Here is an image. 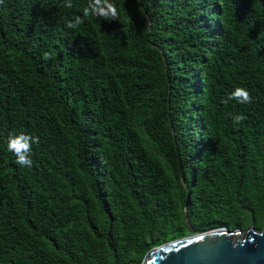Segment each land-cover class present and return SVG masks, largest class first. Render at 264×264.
Segmentation results:
<instances>
[{
	"label": "trees",
	"instance_id": "1",
	"mask_svg": "<svg viewBox=\"0 0 264 264\" xmlns=\"http://www.w3.org/2000/svg\"><path fill=\"white\" fill-rule=\"evenodd\" d=\"M63 2L0 3V264H140L187 217L264 229V0H111L77 29L89 0Z\"/></svg>",
	"mask_w": 264,
	"mask_h": 264
},
{
	"label": "water",
	"instance_id": "2",
	"mask_svg": "<svg viewBox=\"0 0 264 264\" xmlns=\"http://www.w3.org/2000/svg\"><path fill=\"white\" fill-rule=\"evenodd\" d=\"M186 219L190 235L151 248L140 264H264V229L196 230Z\"/></svg>",
	"mask_w": 264,
	"mask_h": 264
},
{
	"label": "clouds",
	"instance_id": "3",
	"mask_svg": "<svg viewBox=\"0 0 264 264\" xmlns=\"http://www.w3.org/2000/svg\"><path fill=\"white\" fill-rule=\"evenodd\" d=\"M3 3V0H0ZM63 7L72 8V0H64ZM96 17L105 21L119 20V12L114 3L111 0H89L87 6L83 8L82 15H76L73 20L67 22L66 27L69 29H77L82 25L85 20L90 17ZM51 58V57H50ZM235 100L240 104H251L253 98L250 92L244 88L238 87L232 93L229 94L227 100ZM246 117L244 115H234L233 123L240 124ZM40 138L33 136L26 132L10 133L7 140L8 151L15 156V163L24 168H31L33 166V160L31 158L33 144L39 145Z\"/></svg>",
	"mask_w": 264,
	"mask_h": 264
}]
</instances>
